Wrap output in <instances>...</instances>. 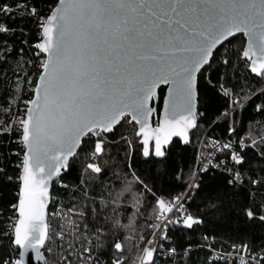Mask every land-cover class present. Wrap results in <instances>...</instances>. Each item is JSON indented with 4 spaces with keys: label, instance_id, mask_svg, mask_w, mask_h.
<instances>
[{
    "label": "trees",
    "instance_id": "16d2710c",
    "mask_svg": "<svg viewBox=\"0 0 264 264\" xmlns=\"http://www.w3.org/2000/svg\"><path fill=\"white\" fill-rule=\"evenodd\" d=\"M57 2L0 0V264H18L20 248L13 237L25 148L17 119L33 98V72L45 57L38 45ZM244 45L243 34L226 41L200 70L198 124L189 142L176 138L163 155L144 153L137 123L125 116L102 133L97 164L90 165L96 137L92 131L83 137L68 169L52 183V195L59 197L52 207L61 201L73 213L48 220L49 229L57 232L43 246L45 264L64 258L70 264H141L138 231L158 214L162 200L182 196L212 135L227 141L199 170L198 187L188 202L193 218L184 224L171 221L167 231L179 252H158L151 264L239 263L237 257L222 256L210 262L208 247L222 252L246 248L264 263V71L252 73ZM164 93L162 87L159 110ZM158 118L159 113L155 123ZM73 223L77 232L70 237L78 247L67 238Z\"/></svg>",
    "mask_w": 264,
    "mask_h": 264
},
{
    "label": "water",
    "instance_id": "95a60500",
    "mask_svg": "<svg viewBox=\"0 0 264 264\" xmlns=\"http://www.w3.org/2000/svg\"><path fill=\"white\" fill-rule=\"evenodd\" d=\"M42 33L45 68L23 124L18 264H45L52 183L88 133L129 116L144 153L163 155L191 140L198 74L221 44L243 34L249 69L264 71V0H58Z\"/></svg>",
    "mask_w": 264,
    "mask_h": 264
},
{
    "label": "built area",
    "instance_id": "2783aa9c",
    "mask_svg": "<svg viewBox=\"0 0 264 264\" xmlns=\"http://www.w3.org/2000/svg\"><path fill=\"white\" fill-rule=\"evenodd\" d=\"M41 52V51H40ZM45 60L46 58L43 57L39 63V65L35 68L33 72V76L37 79L42 71L45 68ZM29 106V105H28ZM27 106V107H28ZM26 107V110H27ZM25 115L26 111L23 116L17 119V123L21 124V127H23L24 120H25ZM93 135L96 137V144L94 150L91 152V156L88 160V164L94 165L97 164V156L101 151V136L103 131L100 129H94L92 130ZM245 140L246 136L241 137L240 140V145L243 147L245 145ZM227 141L226 138H217L214 135L210 137L208 147L202 154L203 156L200 157L202 159V164L201 168L205 167V161L211 156L216 153L217 150L223 149L225 146V143ZM24 145V141H23ZM25 148V145H24ZM199 169V170H200ZM199 170L195 171V175L191 179L190 183L188 184L187 188L183 192L182 196L178 197L174 201H165L162 200V207L161 210L158 212V214L155 215L147 224H145L137 233L136 239H135V248L138 253L137 261L138 263L141 262V264H151L152 261L155 258L156 253L162 252L165 255H174L178 253L179 251L170 243V238H166L167 236V231L169 229L171 221H177L179 223H186L188 222L191 218H193L191 210L189 208L188 202L191 200V198L194 195V191L198 187V178H199ZM59 198L58 196H53L51 199V208L48 211V220L59 218L60 215L66 213H73V210L66 206L63 205V203H60L56 205V207H52L55 204V201ZM198 221V219H196ZM52 222L48 221V237L52 235L54 236V232L56 233L57 230L56 228L54 229H49L52 224ZM50 226V227H49ZM76 229L75 225L73 223L72 228L70 229L69 232H67V238L71 239L70 234L73 236L76 235ZM73 245L76 244L75 240H72ZM81 245V244H80ZM76 246V245H75ZM79 246V244H78ZM76 246V247H78ZM189 248L186 249L188 251ZM208 249L211 250V255L209 256V261L212 262L214 261L217 256H222V258H227L232 260L233 258L237 257L239 263L238 264H247L249 260L255 261L257 264H264L261 262V258H256L254 256L249 255V251L244 248L242 251L238 252H225V251H220V250H215L212 249L211 247H208ZM87 250H85L81 256L85 255ZM17 263L19 259H16ZM58 264V263H56ZM60 264H70L66 261L64 258V261ZM117 264H122V263H117Z\"/></svg>",
    "mask_w": 264,
    "mask_h": 264
},
{
    "label": "rangeland",
    "instance_id": "374dc122",
    "mask_svg": "<svg viewBox=\"0 0 264 264\" xmlns=\"http://www.w3.org/2000/svg\"><path fill=\"white\" fill-rule=\"evenodd\" d=\"M36 82H37V81H36ZM203 153H204V152H203ZM203 153H202V154H203ZM202 156H203V155H201L200 157H202Z\"/></svg>",
    "mask_w": 264,
    "mask_h": 264
}]
</instances>
